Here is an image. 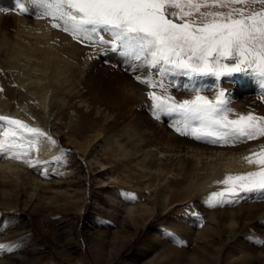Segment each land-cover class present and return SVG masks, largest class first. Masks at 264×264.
Listing matches in <instances>:
<instances>
[{
    "label": "rangeland",
    "instance_id": "obj_1",
    "mask_svg": "<svg viewBox=\"0 0 264 264\" xmlns=\"http://www.w3.org/2000/svg\"><path fill=\"white\" fill-rule=\"evenodd\" d=\"M251 7L260 10L264 5ZM2 68L0 63L1 87L2 80L9 79ZM140 72L124 60L103 57L89 71L87 85L91 92L87 96L96 101L92 107L79 104L73 92L57 91L46 112L26 98L16 83H11V116L30 127L35 123L44 125L45 121L58 146L56 157L61 159L51 160L49 170L43 164L26 166L44 181L42 188L30 182L26 186L14 185L12 201L16 207L9 209L0 204V243L14 245L12 251H0V260L20 256L13 264H264V244L252 239L264 240V198L248 194L237 203L210 207L205 198L224 186L215 183L201 190V185L198 190L197 184L205 176L194 174L192 158L170 161L144 156L149 147L146 136L150 135V142L155 139L161 143L174 141L237 150L253 145L255 149L251 151L264 146V137L214 144L180 135L167 116L162 115L157 123L147 93L161 94L162 90L140 83L135 78ZM185 79L175 77L177 84ZM235 81L234 77L221 78L214 84V78L205 77L200 83L212 88L203 93L210 98L218 88L230 92L235 89L245 109L264 116V110L255 112L258 106L264 108V89L246 90ZM85 90L80 88V92ZM167 94L177 100L192 95L182 87H170ZM16 160L11 163L22 162ZM159 167L163 170L160 176L155 173ZM143 172L151 174L143 177ZM105 182L107 186H101ZM148 185L150 189L157 187L151 191L158 196L154 212L143 220L125 217L124 209L113 199L130 205L145 202L146 191L141 189H148ZM164 194L167 199L161 201ZM39 195L48 196V200ZM197 231H203V240L195 243ZM235 232L239 234L233 238ZM256 255L260 257L255 260L252 257Z\"/></svg>",
    "mask_w": 264,
    "mask_h": 264
},
{
    "label": "snow or ice",
    "instance_id": "obj_2",
    "mask_svg": "<svg viewBox=\"0 0 264 264\" xmlns=\"http://www.w3.org/2000/svg\"><path fill=\"white\" fill-rule=\"evenodd\" d=\"M43 8L42 16L52 18L53 28L70 32L74 39L107 45L121 55L133 70H151L135 78L151 89L148 97L156 119L167 116L180 135L210 143L234 144L264 137V116L252 112L230 118L231 93L218 88L211 91L200 81L205 77L221 81L234 74L256 78L264 89V0H30ZM19 11L28 12L23 0ZM175 9V11H169ZM171 17V18H170ZM106 34L109 38L105 39ZM186 78L177 84L175 77ZM158 77V78H154ZM172 79L166 83L165 81ZM192 93L177 100L167 94L169 88ZM8 125L0 133V158L21 160L36 149L39 138L56 141L40 128L0 115ZM25 135L32 137L25 140ZM60 160L61 157H53ZM254 171L226 175L217 183L224 187L210 193V207L237 203L248 194L264 198V146L245 157ZM30 167L49 161L28 160ZM47 175V172L43 173ZM135 197H132L134 199ZM257 243L264 240L252 237ZM14 245L0 243V251H12Z\"/></svg>",
    "mask_w": 264,
    "mask_h": 264
},
{
    "label": "bare ground",
    "instance_id": "obj_3",
    "mask_svg": "<svg viewBox=\"0 0 264 264\" xmlns=\"http://www.w3.org/2000/svg\"><path fill=\"white\" fill-rule=\"evenodd\" d=\"M23 2L25 7L28 8V12L22 14L19 11L18 0H0V63L3 64L2 69H4L9 76L8 80H2V87L0 85V115H7L14 118L11 116L12 113L9 112V105L11 102L8 100V95L12 90L10 85L13 82L17 84L18 90L26 95V98H30L29 100L32 102H36L35 105H39L44 112L49 110L50 103L53 99L55 100L54 96L57 91L65 92V94L66 92H73L77 95L76 97H78L77 101L79 104L92 107V104L96 101L90 98V96H87L91 92H89L87 85V81L90 79V69H92L103 57L123 61L121 55L117 52H113L107 45L98 43L93 45L91 41L81 42L80 40L74 39L70 32H65L62 28H53L52 18L41 15L43 8L40 5L32 4L30 0H23ZM101 35H105V39L109 38L104 33H101ZM140 69L141 76L149 72L146 67ZM233 77L236 78L240 87L246 88V90H252L254 87L261 89L256 78H248L242 74H234ZM237 81H235V85ZM83 87H86L85 92H80V88L82 89ZM91 87L92 86H90V88ZM235 92V89L230 92L231 102L229 107L232 109L230 118H236L237 115H246L252 112L245 109L242 103L237 100ZM263 110L264 108L262 106H258L255 112H262ZM99 111L100 106L97 107V112ZM252 113L255 114L254 112ZM259 114L262 115L261 113ZM25 117H27V115ZM46 118L48 119V115H46ZM160 120L161 119H156V122L160 124ZM35 121L37 122V120ZM7 126L6 122H0V133H2ZM33 127L40 128L50 135L45 121L44 125L35 123ZM150 137L151 135L146 136V145L149 147L144 151L145 159L153 156L160 160L170 161L175 159L179 161L183 157L192 158L194 161V174L198 177L199 175L205 176V180L197 184V187H199L198 190L201 189V185H204L201 189L203 190L206 188V185L211 186L215 185V183L217 184V182L223 180L226 175L242 174L248 171H254L258 167L257 165L248 164L245 160V157L251 155L253 152H259L261 150V148H259L258 150L251 151V149H255L252 147L253 145L248 146V149L246 147V149L244 148L242 150L234 148L224 149L219 146L204 147L190 144L184 145L174 143V141L161 143L156 142L155 139H152L150 142ZM31 138L32 137L25 135V140ZM35 151L39 154H34ZM44 154H49L50 157ZM57 154H59L57 143L52 145L47 140V137H41L39 138L37 148L29 153V157L21 159V163L16 160L17 162L13 164L11 162L15 159L0 158V184L2 183L1 185L4 186L0 187V198L2 200L0 204L9 209H14L16 207V203L12 201V195L16 191V189L12 187L14 185L18 186L25 184L26 186L27 182L33 183L32 185L36 187L44 185V181L41 178H36L25 169L26 166H29L27 161L39 159L41 161H49L50 163V161L53 160L52 158L56 157ZM49 163L43 164V167L49 170ZM103 170H105V168L100 171ZM155 173L160 176L163 170L159 167L155 170ZM64 174L66 175V173ZM150 174V172H143L142 176L147 177ZM159 185H162V183ZM101 186H107L106 182L102 183ZM146 188L148 189H141L144 192L146 191L144 194L146 197L145 202L130 205L118 201L115 198L113 199L117 205L124 209L125 217L128 216L129 219L134 218L135 220H143L146 214L154 212L157 205L156 198H158V196L156 193L151 194V191L157 187L155 186L150 189L148 185ZM147 191H150V193H147ZM33 195L34 193L31 194V196ZM68 196L70 197V195ZM39 197L47 198L48 196L44 197L43 195H39ZM160 198L161 201H166L167 195H161ZM203 231L206 232V227ZM203 231L196 232L194 237L195 243L199 242L201 238L203 240ZM238 234L239 232H235L233 238H236ZM259 257L260 255H256L252 258L256 260L259 259ZM21 258L20 256L9 257L0 260V264H13L15 259ZM190 258L191 260L193 259L192 256Z\"/></svg>",
    "mask_w": 264,
    "mask_h": 264
}]
</instances>
